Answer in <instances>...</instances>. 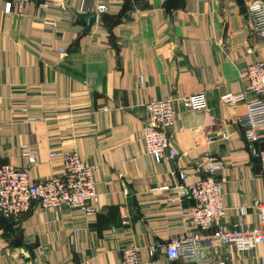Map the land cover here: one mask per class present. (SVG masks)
<instances>
[{
    "label": "crops",
    "instance_id": "crops-1",
    "mask_svg": "<svg viewBox=\"0 0 264 264\" xmlns=\"http://www.w3.org/2000/svg\"><path fill=\"white\" fill-rule=\"evenodd\" d=\"M15 1L0 0V166L27 167L26 149L38 159L29 169L37 181L60 173L62 152L75 149L99 167V211L85 218L79 209L33 207L19 219L0 216V264H121L128 245L145 262L194 264L165 254L191 230L182 217L192 201L177 197L176 170L194 182L211 161L226 166V228L257 225L264 181L236 120L251 95L222 102L244 92L240 76L264 60L247 12L253 0H27L21 13H4ZM68 9L97 14L90 33ZM198 93L208 111L175 104L178 158L154 163L140 141L143 105ZM257 135L264 148V127ZM200 253L201 264H264V245L237 252L209 238Z\"/></svg>",
    "mask_w": 264,
    "mask_h": 264
},
{
    "label": "built area",
    "instance_id": "built-area-1",
    "mask_svg": "<svg viewBox=\"0 0 264 264\" xmlns=\"http://www.w3.org/2000/svg\"><path fill=\"white\" fill-rule=\"evenodd\" d=\"M26 2L27 0H16L15 4L8 2L4 4V13H10L15 7L19 14ZM42 6L47 7V4L43 3ZM97 10L102 12L105 7L99 6ZM247 12L255 34L264 39V2L251 1L247 5ZM47 24L54 26V23ZM240 81L244 83V92L225 96L222 102L235 105L245 100V94L251 95L245 104L246 112L236 120L244 132L251 156L260 165L259 175L264 181V148L257 146V130L264 127V60L250 64L240 76ZM177 103L187 111H208L204 93L177 99H157L143 105L145 117L140 141L143 151L156 164L175 161L178 158V152L173 144ZM21 155L27 161V167L20 168L11 164L0 166V216L19 219L28 214L33 207L79 209L85 218H93L97 215L99 211V196L96 191V175L99 172L97 165L87 163L75 149L63 151L60 173L32 181L29 177V169L37 164L38 159L26 149H23ZM49 156L55 158L57 153L53 151ZM225 168L223 163L211 161L206 168L208 175L194 182L189 180L183 169L177 168L176 174L179 179L176 187L177 197H188L192 201L182 217L183 223L191 230L185 231L180 237L167 243L165 254L169 260L181 259L193 261L194 264L204 263L205 258L200 253V242L209 238L222 244L230 243L237 252H245L264 245V201L255 205L256 226L239 225L234 226L233 229L226 228L224 221L227 208L222 189L225 183V177L222 175ZM158 190L166 191L169 187L163 186ZM169 201L173 202V199ZM239 213L244 215L245 210L241 209ZM122 224H127L126 215L123 216ZM153 253L154 249L151 248L149 254L152 256ZM121 264L156 263L142 261L139 249L134 245H128L122 250ZM215 264L225 263L219 261Z\"/></svg>",
    "mask_w": 264,
    "mask_h": 264
},
{
    "label": "water",
    "instance_id": "water-1",
    "mask_svg": "<svg viewBox=\"0 0 264 264\" xmlns=\"http://www.w3.org/2000/svg\"><path fill=\"white\" fill-rule=\"evenodd\" d=\"M68 11L74 15L76 20L87 22L83 32L90 33L91 28L96 23L97 14L95 12L77 13L71 9H68Z\"/></svg>",
    "mask_w": 264,
    "mask_h": 264
}]
</instances>
